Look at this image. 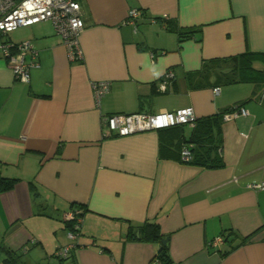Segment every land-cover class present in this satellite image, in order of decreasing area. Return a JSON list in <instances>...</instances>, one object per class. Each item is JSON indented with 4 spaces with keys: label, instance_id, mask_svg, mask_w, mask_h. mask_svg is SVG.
I'll use <instances>...</instances> for the list:
<instances>
[{
    "label": "crops",
    "instance_id": "1",
    "mask_svg": "<svg viewBox=\"0 0 264 264\" xmlns=\"http://www.w3.org/2000/svg\"><path fill=\"white\" fill-rule=\"evenodd\" d=\"M79 1L83 60L51 21L0 32L31 41L39 60L23 82L0 52V178L16 179L0 186V260L9 250L20 264H164L169 245L170 264H264V184L251 186L264 182V80L232 78L234 56L264 52V0ZM131 8L145 12L136 26ZM100 80L111 86L98 101ZM187 106L195 125L104 135V116ZM236 106L249 114L220 124L224 166L184 162L183 147L219 125L201 118ZM79 207L81 237L59 258L64 216ZM147 222L166 244L141 239Z\"/></svg>",
    "mask_w": 264,
    "mask_h": 264
},
{
    "label": "built area",
    "instance_id": "2",
    "mask_svg": "<svg viewBox=\"0 0 264 264\" xmlns=\"http://www.w3.org/2000/svg\"><path fill=\"white\" fill-rule=\"evenodd\" d=\"M144 15V10L131 8L128 12L125 24L136 26L137 20ZM164 15V18H167ZM41 21H51L57 33L61 36L67 47L69 57L72 61L83 60V50L80 36L85 28V22L81 15V3L79 0H0V32L8 34L21 26L32 25ZM153 22L157 18H152ZM0 52L8 60L13 69L16 79L29 82L32 70L39 66L38 52L31 41L20 42L5 39L0 42ZM31 60L27 61V56ZM172 73H166L161 82V89L166 90L168 80ZM111 86V81L100 80L93 83L95 97L99 101ZM215 93L220 92V87H215ZM249 111L243 106H236L224 114L225 120L237 119L247 116ZM197 116L192 106L182 107L173 111H161L157 113L137 112L132 114H112L104 116L105 136H126L146 130H158L180 124L195 125ZM182 160L190 162L193 159L191 145L183 147ZM264 184H252L253 187H262ZM65 219L71 223L67 234L71 243L60 247L56 256L66 258L70 249L76 245L82 234L83 215L80 208L73 209L65 214ZM222 238L215 239L218 244Z\"/></svg>",
    "mask_w": 264,
    "mask_h": 264
},
{
    "label": "trees",
    "instance_id": "3",
    "mask_svg": "<svg viewBox=\"0 0 264 264\" xmlns=\"http://www.w3.org/2000/svg\"><path fill=\"white\" fill-rule=\"evenodd\" d=\"M145 13V12H144ZM185 34L181 33V37H184ZM236 68H237V75H233L232 78L234 81H262L264 80V70H259L254 67L255 61H264V52H257V51H246L242 54L233 57ZM232 108H228L222 113H217L211 116H206L204 120H213L215 123L219 124L218 126L215 125V132L214 126L212 128L206 129L204 132V136L196 135L194 136L188 144L191 145V150L193 152V159L190 162H194L197 164H201L204 166L210 167H223L224 161L222 160L221 156L219 155L218 151L221 148V138H220V124L225 120L224 114ZM199 119L196 120L198 122ZM210 126L212 124L210 123ZM217 130V132H216ZM195 142L200 146L199 151L196 148ZM203 146V148H202ZM198 151V152H197ZM215 152V153H214ZM214 153V155H212ZM196 156V158H195ZM16 179H11L5 181L3 178H0V186L3 189L10 188L14 185ZM81 210V215H83L84 211L82 207H79ZM70 223V222H69ZM71 227V223H70ZM143 231V237L141 239H162L164 235L160 231V227L155 222H147L141 229ZM4 250L3 248L0 251ZM68 257V256H67ZM20 256L14 254V252L7 251L6 258H4V262L6 264H20L19 260ZM157 258L164 264H170L172 262L171 256L169 253V245H162L157 253Z\"/></svg>",
    "mask_w": 264,
    "mask_h": 264
},
{
    "label": "rangeland",
    "instance_id": "4",
    "mask_svg": "<svg viewBox=\"0 0 264 264\" xmlns=\"http://www.w3.org/2000/svg\"><path fill=\"white\" fill-rule=\"evenodd\" d=\"M23 31V28H19L16 31L12 32L13 35H18L19 33H21ZM4 258H6V256L2 257V260H0V264H6V262H4Z\"/></svg>",
    "mask_w": 264,
    "mask_h": 264
},
{
    "label": "water",
    "instance_id": "5",
    "mask_svg": "<svg viewBox=\"0 0 264 264\" xmlns=\"http://www.w3.org/2000/svg\"><path fill=\"white\" fill-rule=\"evenodd\" d=\"M167 241H168V239H167V238H163V243H164V244H166V243H167Z\"/></svg>",
    "mask_w": 264,
    "mask_h": 264
}]
</instances>
